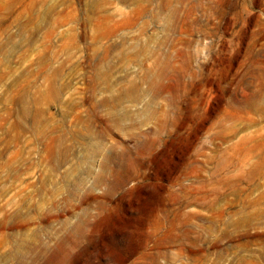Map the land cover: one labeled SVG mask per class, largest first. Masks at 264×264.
I'll list each match as a JSON object with an SVG mask.
<instances>
[{
  "label": "rangeland",
  "instance_id": "1",
  "mask_svg": "<svg viewBox=\"0 0 264 264\" xmlns=\"http://www.w3.org/2000/svg\"><path fill=\"white\" fill-rule=\"evenodd\" d=\"M0 264H264V0H0Z\"/></svg>",
  "mask_w": 264,
  "mask_h": 264
},
{
  "label": "bare ground",
  "instance_id": "2",
  "mask_svg": "<svg viewBox=\"0 0 264 264\" xmlns=\"http://www.w3.org/2000/svg\"><path fill=\"white\" fill-rule=\"evenodd\" d=\"M105 121V120H104ZM158 136V135H157ZM142 169V168H141ZM137 173V172H136ZM138 174V173H137ZM167 222V221H166ZM244 223V222H243ZM212 227V226H211Z\"/></svg>",
  "mask_w": 264,
  "mask_h": 264
}]
</instances>
